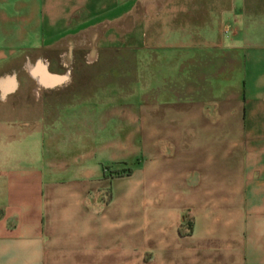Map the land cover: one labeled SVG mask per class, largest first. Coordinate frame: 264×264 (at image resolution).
Segmentation results:
<instances>
[{
    "label": "crops",
    "instance_id": "1",
    "mask_svg": "<svg viewBox=\"0 0 264 264\" xmlns=\"http://www.w3.org/2000/svg\"><path fill=\"white\" fill-rule=\"evenodd\" d=\"M0 264H264V0H0Z\"/></svg>",
    "mask_w": 264,
    "mask_h": 264
},
{
    "label": "trees",
    "instance_id": "2",
    "mask_svg": "<svg viewBox=\"0 0 264 264\" xmlns=\"http://www.w3.org/2000/svg\"><path fill=\"white\" fill-rule=\"evenodd\" d=\"M114 173V175H121V174H123V175H128L129 174V169L127 168V169H125V170H122V171H116V172H113Z\"/></svg>",
    "mask_w": 264,
    "mask_h": 264
},
{
    "label": "rangeland",
    "instance_id": "3",
    "mask_svg": "<svg viewBox=\"0 0 264 264\" xmlns=\"http://www.w3.org/2000/svg\"><path fill=\"white\" fill-rule=\"evenodd\" d=\"M111 57H113V56H111ZM124 57H126V58H132L133 57V55L131 54V53H127V54H125V56ZM114 172H116V171H114ZM111 174L113 175L114 173L113 172H111Z\"/></svg>",
    "mask_w": 264,
    "mask_h": 264
}]
</instances>
